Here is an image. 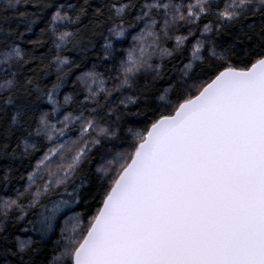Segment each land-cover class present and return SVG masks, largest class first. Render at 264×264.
Masks as SVG:
<instances>
[{"label": "snow or ice", "instance_id": "1", "mask_svg": "<svg viewBox=\"0 0 264 264\" xmlns=\"http://www.w3.org/2000/svg\"><path fill=\"white\" fill-rule=\"evenodd\" d=\"M0 264H264V0H0Z\"/></svg>", "mask_w": 264, "mask_h": 264}, {"label": "trees", "instance_id": "2", "mask_svg": "<svg viewBox=\"0 0 264 264\" xmlns=\"http://www.w3.org/2000/svg\"><path fill=\"white\" fill-rule=\"evenodd\" d=\"M79 210V209H78Z\"/></svg>", "mask_w": 264, "mask_h": 264}]
</instances>
